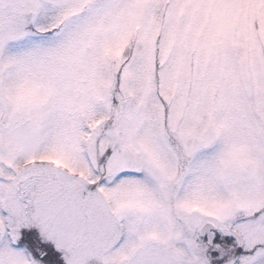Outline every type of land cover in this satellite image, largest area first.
Segmentation results:
<instances>
[{"label":"snow or ice","instance_id":"1","mask_svg":"<svg viewBox=\"0 0 264 264\" xmlns=\"http://www.w3.org/2000/svg\"><path fill=\"white\" fill-rule=\"evenodd\" d=\"M0 264H264V0H0Z\"/></svg>","mask_w":264,"mask_h":264}]
</instances>
